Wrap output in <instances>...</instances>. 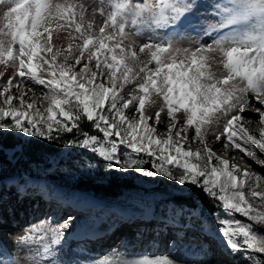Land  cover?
<instances>
[{
	"label": "snow or ice",
	"instance_id": "snow-or-ice-1",
	"mask_svg": "<svg viewBox=\"0 0 264 264\" xmlns=\"http://www.w3.org/2000/svg\"><path fill=\"white\" fill-rule=\"evenodd\" d=\"M89 11L102 18L99 25L85 22ZM209 17L215 22L203 34H217L211 43L179 48L168 35H183ZM60 30L68 31L67 47L53 42ZM145 30L164 31L166 38L150 36L137 45L133 37ZM140 54L148 59L142 61ZM217 56L220 72L212 70ZM0 65L12 69L0 84V131L49 142L75 131L82 139L69 140L67 146L91 151L114 165L113 171L201 189L222 209L216 222L226 249L264 264L253 255L264 254V233L234 218L238 214L264 225V175L230 164L208 139L211 134L225 151L238 149L264 166L256 151L264 153V0H102L97 7L79 0H0ZM28 81L43 91L37 95ZM246 110L258 114V136L245 127L257 123L244 116ZM84 121L102 138L82 131ZM221 121L222 132L213 133L211 126ZM161 124L167 127L158 134ZM192 143L202 148L193 151ZM121 146L128 150L123 158ZM75 219L69 215L63 222L46 219L31 226L19 243L39 245L43 252L24 264H56L47 257L62 250ZM0 264L22 261L0 246ZM94 264L182 262L169 254L131 255L120 248Z\"/></svg>",
	"mask_w": 264,
	"mask_h": 264
},
{
	"label": "rangeland",
	"instance_id": "rangeland-1",
	"mask_svg": "<svg viewBox=\"0 0 264 264\" xmlns=\"http://www.w3.org/2000/svg\"><path fill=\"white\" fill-rule=\"evenodd\" d=\"M225 1L215 0L219 3H225ZM64 2L65 0H52L53 4ZM79 2L93 7L102 4V0H79ZM185 2H188V0H185ZM108 10L105 5L103 7L105 15ZM84 19L85 22L94 21L99 25L102 18L99 15L94 16L89 11ZM214 22L209 17L201 24L188 26L183 35L178 37L170 33L168 35L173 37L176 47L194 48L198 41L212 42V38L216 33H212L213 36L212 34L206 36L203 34V29L209 23ZM150 36L156 39L166 38L163 31H157L153 34L145 30L141 35L133 37V40L137 45H140L146 42ZM53 42L58 48L67 47L69 43L68 31L55 32ZM140 59L146 61L148 57L140 54ZM218 60L219 57L217 56L216 62L212 64V70L215 72L222 71V66L219 65ZM0 73H6L3 78H0V84H4L7 77L12 75V69H5L3 65H0ZM17 80H19V77L13 83H16ZM27 83L30 87L36 89L37 95L43 91L31 81ZM130 88L131 86L125 89L126 98ZM13 93L18 95L15 89H13ZM29 96H31V93H29ZM14 103L18 104V101H14ZM154 111L155 109H149V114H153ZM244 116L252 117L257 121V123L245 125V127L248 128L249 132L258 136V114L248 110L245 111ZM162 119H166L163 114ZM183 119L181 114V124ZM150 123L154 124V120ZM166 127V124H161L158 127V134L163 133ZM222 130L223 121L219 125L214 123L211 126L213 133L219 134ZM192 134L190 131L189 135ZM16 135L27 138L20 133H16ZM112 139H115V137H112ZM208 139L209 146L217 152V155H233L231 152L226 153L222 145L214 141L211 134ZM190 146L193 151L202 148L199 143H192ZM127 151L121 146L119 153L121 158ZM256 151L258 157L264 159V153H260L258 149ZM236 162L257 174L264 175V166L256 164L254 160L244 156L243 153H240V157H236ZM95 163L94 159L86 156L83 159H77L75 162L80 174L89 176L97 182H104L105 179L99 177L95 171ZM113 167L114 165H109L106 170H101L99 173H110L112 171L114 175L120 178H127L136 187L135 190L130 192L133 195L131 202L126 206H122V209L112 207L115 201L106 202L95 198L91 194H79L54 180H33L25 172H18L16 174L19 175L17 179L1 184L0 207L4 205L6 207L0 209L3 210L1 212L3 216H0V239H3L9 246L11 256L20 259L24 264V261L36 257L38 250L42 253L43 250L39 245H21L18 238L25 234L31 226L37 225L46 219L59 223L71 215L76 217L71 228L79 220H82L87 224L88 231L92 232L93 240L82 242H68L65 240L62 244V250L56 251L53 255L47 257L48 260L55 261L56 264H94L97 258H102L112 249L120 248L131 255L169 254L181 261L182 264H198L199 261H203L204 264H235L232 256L240 259L241 264H253L247 253L232 254L224 246L223 237L218 233L219 224L216 222L217 215L221 217L224 215L222 209L217 206L218 201L210 198L211 207L203 208L197 205L193 208L176 205L170 200L161 202L159 198L155 199L154 204H149L145 195V190L160 184L165 185L173 193L180 194H187L191 191L198 193L201 189L191 185L181 187L165 177H144L134 171L117 172L112 170ZM145 168L150 170L151 166L145 165ZM30 170L40 174V171H37L36 168H30ZM70 174V172H67L66 175L69 176ZM72 180L73 178L69 177L67 183H72ZM102 204L105 207L101 208ZM154 208L158 209L157 212H154ZM234 218L250 223L254 230L264 233V225H256L238 214ZM5 227L7 228L5 229ZM109 228H111L110 232H108ZM176 237L179 238L175 239ZM261 260H264V254H262Z\"/></svg>",
	"mask_w": 264,
	"mask_h": 264
},
{
	"label": "trees",
	"instance_id": "trees-1",
	"mask_svg": "<svg viewBox=\"0 0 264 264\" xmlns=\"http://www.w3.org/2000/svg\"><path fill=\"white\" fill-rule=\"evenodd\" d=\"M81 129L90 135H98L102 138V134L93 129L87 121L82 122ZM73 139L79 140L82 137L77 136L74 131L63 134L59 140L49 142L40 138H22L15 132L0 131V143L4 149L3 154H0V183L6 179L18 177L19 175H16L18 172H25V174L35 176L36 179L43 178L54 180L61 185H69L72 191L79 194H91L106 202L129 203L133 196L130 192L136 187L127 178H120L112 171V173H99L112 164L87 149L67 146V142ZM13 145L16 147H12ZM85 156L95 160L97 165L95 171L99 177L105 179L104 182H97L79 173L75 162ZM30 168H36L40 174L34 173ZM67 172L71 174L68 176ZM69 177L73 180L68 184ZM145 192L149 204H154L155 199L159 198L162 202L170 200L176 205L187 207L195 208L197 205L203 208L211 207L210 198L202 190L198 193L191 191L187 194H180L173 193L165 185L160 184ZM255 255L261 259L262 254ZM235 261L241 263L240 259L235 258Z\"/></svg>",
	"mask_w": 264,
	"mask_h": 264
},
{
	"label": "bare ground",
	"instance_id": "bare-ground-1",
	"mask_svg": "<svg viewBox=\"0 0 264 264\" xmlns=\"http://www.w3.org/2000/svg\"><path fill=\"white\" fill-rule=\"evenodd\" d=\"M226 2V1H225ZM191 28V27H190ZM171 35H173V36H176V34L173 32V33H170ZM212 36H213V34H212ZM253 103H255V101H253ZM246 111H248V110H246ZM251 111V110H250ZM252 118V117H251ZM246 125H249V124H246ZM255 131V130H254ZM221 145V144H220ZM238 149H232V150H228V151H225L226 153H228V152H231L233 155H222V157L223 158H225V159H228L229 160V162H231V164L232 163H235V164H237L241 169H244V168H246V166H241V165H239L237 162H236V157H240V152L238 153ZM7 227H5V229H6ZM2 244H4L3 242H2ZM7 244V243H6ZM43 250V249H42ZM8 254H12L10 251H9V246L7 245L6 246V250H5ZM65 251V250H64ZM43 252V251H42ZM13 258V257H12ZM15 259V258H14Z\"/></svg>",
	"mask_w": 264,
	"mask_h": 264
}]
</instances>
